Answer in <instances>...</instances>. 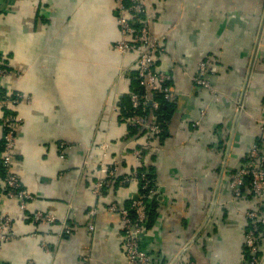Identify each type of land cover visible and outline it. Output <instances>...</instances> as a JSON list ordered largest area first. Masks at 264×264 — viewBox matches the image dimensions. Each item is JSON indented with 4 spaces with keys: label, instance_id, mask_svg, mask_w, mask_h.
I'll return each mask as SVG.
<instances>
[{
    "label": "crops",
    "instance_id": "0c3cea01",
    "mask_svg": "<svg viewBox=\"0 0 264 264\" xmlns=\"http://www.w3.org/2000/svg\"><path fill=\"white\" fill-rule=\"evenodd\" d=\"M146 2L151 34L163 47L154 68L170 74L176 99L139 165L119 114L136 86L126 74L132 59L114 50L120 36L113 1L0 0V66L12 73L0 78V97L16 92L29 98L0 108V194L1 120L7 115L22 120L12 164L34 197L24 210L15 200L0 202V215L11 218L16 236L0 245V264H85L86 257L87 264H126L120 217L106 209L126 207L136 197V180L118 184L135 170L158 189L140 241L149 264L247 260L244 214L258 210L264 218V193L259 200L244 188L235 197L230 182L253 144L264 153V0ZM204 59L213 94L191 80ZM104 142L110 147L102 160L98 146ZM62 143L70 148L60 150ZM116 158L114 182L94 196L98 163ZM35 211L54 214L56 223L35 227ZM64 220L70 234L58 238ZM257 241L264 264V225Z\"/></svg>",
    "mask_w": 264,
    "mask_h": 264
},
{
    "label": "built area",
    "instance_id": "2783aa9c",
    "mask_svg": "<svg viewBox=\"0 0 264 264\" xmlns=\"http://www.w3.org/2000/svg\"><path fill=\"white\" fill-rule=\"evenodd\" d=\"M117 11V26L119 40L114 44V50L125 59L131 58L130 68L135 73L137 86L140 93L132 91L128 94L130 109L135 116L125 119L127 124L130 144L133 145L131 156L143 164L146 153L153 149V141L163 132L158 123L156 111L160 103L155 96H160L165 102L172 103L176 99V92L171 86L170 74L157 71L154 68L155 56L163 52L160 42L153 38L150 30V16L147 10L146 0H112ZM7 66H0V78H7L12 73ZM208 60H201L191 80L195 88L209 90L212 88L207 79ZM127 73H131L127 70ZM22 102L29 103V98L19 93L0 97V108L16 107ZM22 124L20 118L4 117L1 120L2 126V148H1V169L3 172L2 193L0 202L3 199L15 200L21 209L34 200V197L22 186L20 177L15 173L12 164V154L15 146L16 129ZM260 129L264 130V117L259 121ZM132 132V133H131ZM134 137H143L142 144ZM127 138V139H128ZM109 143H102L98 146L101 159L104 160L109 150ZM60 150L70 148L68 144H60ZM157 149V148H156ZM158 150V149H157ZM61 151V153L63 152ZM246 162L240 166L230 182V189L235 197L241 195V191L247 188L257 199H261L264 193V153L258 143L251 147ZM121 158L114 159L110 164L103 161L98 163L101 178L95 183L92 194L96 197L102 195V188L108 187L114 182ZM132 179L138 182V193L133 197L128 206L118 207L111 204L106 211L116 213L121 220V232L123 234V247L126 264H149L150 260L140 248L141 235L147 221L148 202L157 195V186L152 182L146 172L133 171L130 176L123 177L118 181L119 185H125ZM95 214L94 210L89 212L90 216ZM244 218L249 224L244 235V247L248 258L244 264H261L259 260V245L257 234L260 227L264 225V218H261L258 210L246 211ZM31 221L37 228H48L55 224L57 218L50 212L35 211L31 214ZM93 230V226L89 227ZM69 228L65 220L61 222L58 238L68 236ZM36 233L29 234L35 237ZM16 238L12 220L8 215H0V245L14 241ZM42 246L46 247L44 244ZM84 258V263H88ZM194 264V263H189Z\"/></svg>",
    "mask_w": 264,
    "mask_h": 264
},
{
    "label": "trees",
    "instance_id": "16d2710c",
    "mask_svg": "<svg viewBox=\"0 0 264 264\" xmlns=\"http://www.w3.org/2000/svg\"><path fill=\"white\" fill-rule=\"evenodd\" d=\"M130 74H131L132 79H135V73L131 72ZM135 86L136 87L133 91L140 93L141 90L137 86V80L136 79H135ZM155 99L159 100V103H160V106L155 113L157 115L158 123L163 128L166 121L169 119V115H170L169 109H170L171 103L163 101L160 96H155ZM127 100L125 102L123 101L119 107V114H120V117L123 119H127V118H130L132 116H135V113L130 109V106H129V103ZM5 116L8 117L7 115H5ZM1 148H2V140H1ZM2 179H3V172H2ZM147 215H148V212H147Z\"/></svg>",
    "mask_w": 264,
    "mask_h": 264
}]
</instances>
